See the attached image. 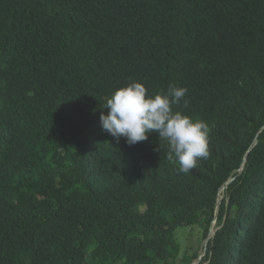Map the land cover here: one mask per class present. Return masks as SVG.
<instances>
[{
    "label": "trees",
    "instance_id": "obj_1",
    "mask_svg": "<svg viewBox=\"0 0 264 264\" xmlns=\"http://www.w3.org/2000/svg\"><path fill=\"white\" fill-rule=\"evenodd\" d=\"M134 81L187 89L190 173L102 130ZM214 220L198 264H264V0H0V264H191L176 230Z\"/></svg>",
    "mask_w": 264,
    "mask_h": 264
},
{
    "label": "clouds",
    "instance_id": "obj_2",
    "mask_svg": "<svg viewBox=\"0 0 264 264\" xmlns=\"http://www.w3.org/2000/svg\"><path fill=\"white\" fill-rule=\"evenodd\" d=\"M186 93V88L169 84L165 92L150 96L142 83L134 81L115 90L107 99L104 108L108 112L100 115L101 128L117 142L123 137L129 146L156 133L159 141L166 143L167 158L178 164L180 174H188L197 166L198 160L210 156V151L207 122L173 110ZM184 104L187 106L186 100ZM212 224L215 227V220Z\"/></svg>",
    "mask_w": 264,
    "mask_h": 264
},
{
    "label": "rangeland",
    "instance_id": "obj_3",
    "mask_svg": "<svg viewBox=\"0 0 264 264\" xmlns=\"http://www.w3.org/2000/svg\"><path fill=\"white\" fill-rule=\"evenodd\" d=\"M202 231L201 223H197L191 227H179L176 230L175 238L180 247L179 259L185 252L189 256L196 252L198 257L191 264H198L200 259L202 260L205 256V240L202 238Z\"/></svg>",
    "mask_w": 264,
    "mask_h": 264
},
{
    "label": "water",
    "instance_id": "obj_4",
    "mask_svg": "<svg viewBox=\"0 0 264 264\" xmlns=\"http://www.w3.org/2000/svg\"><path fill=\"white\" fill-rule=\"evenodd\" d=\"M254 144H255V141L253 142V144L251 145V147H250V149L254 146ZM242 171V168H240L239 169V173ZM232 180H230L229 182H227L226 183V185H224L220 190H219V193L224 189V188H226V186L231 182ZM220 196V195H219ZM219 196H217L218 197V200H217V206H216V211H215V217L217 216V213H218V209H219V205H220V198L221 197H219ZM213 227V224L210 226V228H209V233H208V235H207V238H206V240H205V246H204V250L206 249V245H207V243H208V241H209V239L211 238V234H210V232H211V228ZM213 234H214V232H213ZM212 234V235H213Z\"/></svg>",
    "mask_w": 264,
    "mask_h": 264
},
{
    "label": "bare ground",
    "instance_id": "obj_5",
    "mask_svg": "<svg viewBox=\"0 0 264 264\" xmlns=\"http://www.w3.org/2000/svg\"><path fill=\"white\" fill-rule=\"evenodd\" d=\"M39 195V194H38ZM37 195V196H38ZM42 195V194H41ZM37 198V197H36ZM213 230H214V227H212V229H211V235L213 234ZM93 257V256H92Z\"/></svg>",
    "mask_w": 264,
    "mask_h": 264
}]
</instances>
